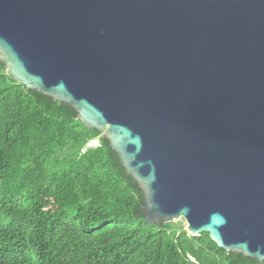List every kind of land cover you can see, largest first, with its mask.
<instances>
[{
  "label": "water",
  "instance_id": "water-1",
  "mask_svg": "<svg viewBox=\"0 0 264 264\" xmlns=\"http://www.w3.org/2000/svg\"><path fill=\"white\" fill-rule=\"evenodd\" d=\"M0 62L109 140L146 222L264 260V0H0Z\"/></svg>",
  "mask_w": 264,
  "mask_h": 264
},
{
  "label": "trees",
  "instance_id": "trees-1",
  "mask_svg": "<svg viewBox=\"0 0 264 264\" xmlns=\"http://www.w3.org/2000/svg\"><path fill=\"white\" fill-rule=\"evenodd\" d=\"M144 205L100 131L0 62V264H264Z\"/></svg>",
  "mask_w": 264,
  "mask_h": 264
},
{
  "label": "built area",
  "instance_id": "built-area-1",
  "mask_svg": "<svg viewBox=\"0 0 264 264\" xmlns=\"http://www.w3.org/2000/svg\"><path fill=\"white\" fill-rule=\"evenodd\" d=\"M99 145L98 140H92L87 144V147L97 146Z\"/></svg>",
  "mask_w": 264,
  "mask_h": 264
},
{
  "label": "rangeland",
  "instance_id": "rangeland-1",
  "mask_svg": "<svg viewBox=\"0 0 264 264\" xmlns=\"http://www.w3.org/2000/svg\"><path fill=\"white\" fill-rule=\"evenodd\" d=\"M184 228H186L185 226H183Z\"/></svg>",
  "mask_w": 264,
  "mask_h": 264
}]
</instances>
